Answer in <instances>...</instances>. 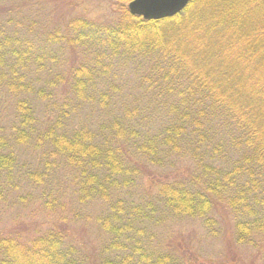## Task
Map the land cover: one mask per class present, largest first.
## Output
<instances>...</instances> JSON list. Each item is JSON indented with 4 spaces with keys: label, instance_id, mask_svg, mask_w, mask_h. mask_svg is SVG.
Instances as JSON below:
<instances>
[{
    "label": "trees",
    "instance_id": "1",
    "mask_svg": "<svg viewBox=\"0 0 264 264\" xmlns=\"http://www.w3.org/2000/svg\"><path fill=\"white\" fill-rule=\"evenodd\" d=\"M31 5L0 0V88L24 95L17 122L0 127V182L15 191L66 172L52 192L96 205L100 244L94 252L53 229L0 232V264H186L188 248L157 228L191 218L217 237L219 205L232 242L264 264V0H190L160 20L121 5L111 22L72 18L50 31ZM69 50L80 60L67 61ZM85 108L96 122L74 128ZM32 141L46 146L42 169L15 182L16 150Z\"/></svg>",
    "mask_w": 264,
    "mask_h": 264
},
{
    "label": "rangeland",
    "instance_id": "2",
    "mask_svg": "<svg viewBox=\"0 0 264 264\" xmlns=\"http://www.w3.org/2000/svg\"><path fill=\"white\" fill-rule=\"evenodd\" d=\"M130 1L32 0L31 10H33L34 18L40 20L41 28H46L47 31H50L55 28L62 29L66 22L72 18H82L103 23L111 22L118 18L121 12V5L128 12L127 5ZM66 56L67 61L71 60L76 63L80 60L81 52L79 50H69ZM41 76L43 80L48 78L45 73L41 74ZM30 79L33 80V78ZM63 88L61 85L58 86V94L62 95L65 91ZM22 97H24L22 94L9 95L0 88V127H5L6 132L11 122H17L14 105ZM37 102L36 113L39 118H49L53 121L56 117V112L51 109L50 105L47 108L46 102ZM96 115L90 109L85 108L72 118V126L78 128L79 126H88L90 123H95L97 120ZM33 144L34 141L21 145L16 150L18 158L12 178L15 182L18 180L23 181L28 171L33 172L35 169L38 171L42 169L40 160L42 153L44 151L47 152L46 146L34 150ZM60 171L61 173L57 176L59 177L58 181L55 178L54 181L42 186H36L31 181L25 187L15 191H9L10 189L6 188L5 183L0 182V232L2 234L18 235L23 239H30L47 229H53L66 234L74 243L83 245L85 248L95 252V250L99 249L100 244V233L97 224L93 220L98 209L94 204L87 207H79L78 205H73V203L69 204L68 199H65L64 193L58 198L59 194L58 196L55 195L52 190H54V187L57 188L58 185L63 186V180L64 184L67 182L66 172ZM153 174L159 177L156 173ZM153 180H155V177L152 176V173L146 174L141 186L152 187ZM55 196V201L50 203L52 204L51 207L44 206V200H51ZM77 212L78 215L75 217L74 215ZM226 214L221 205L214 210V215L220 219L222 229L217 237L207 235L199 220L184 217H174L168 223L158 227L156 232L170 234L173 247L188 248L190 253L186 252L184 258L185 262H187L186 264H261L253 249L242 248L232 242L230 218L227 215V221H229L227 223L225 220ZM193 254L194 257L192 256Z\"/></svg>",
    "mask_w": 264,
    "mask_h": 264
},
{
    "label": "water",
    "instance_id": "3",
    "mask_svg": "<svg viewBox=\"0 0 264 264\" xmlns=\"http://www.w3.org/2000/svg\"><path fill=\"white\" fill-rule=\"evenodd\" d=\"M190 0H131L128 13L143 20H160L180 13Z\"/></svg>",
    "mask_w": 264,
    "mask_h": 264
},
{
    "label": "bare ground",
    "instance_id": "4",
    "mask_svg": "<svg viewBox=\"0 0 264 264\" xmlns=\"http://www.w3.org/2000/svg\"><path fill=\"white\" fill-rule=\"evenodd\" d=\"M182 12V11H181Z\"/></svg>",
    "mask_w": 264,
    "mask_h": 264
}]
</instances>
